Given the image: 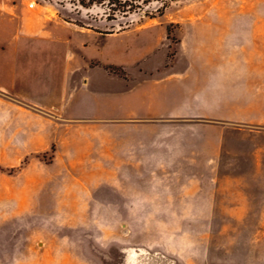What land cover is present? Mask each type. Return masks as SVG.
<instances>
[{
	"label": "rangeland",
	"instance_id": "obj_1",
	"mask_svg": "<svg viewBox=\"0 0 264 264\" xmlns=\"http://www.w3.org/2000/svg\"><path fill=\"white\" fill-rule=\"evenodd\" d=\"M0 264H264V0H0Z\"/></svg>",
	"mask_w": 264,
	"mask_h": 264
},
{
	"label": "crops",
	"instance_id": "obj_2",
	"mask_svg": "<svg viewBox=\"0 0 264 264\" xmlns=\"http://www.w3.org/2000/svg\"><path fill=\"white\" fill-rule=\"evenodd\" d=\"M26 140L27 139H24V140H21V141H23V143L25 144ZM108 155H110V154H108ZM123 192H124V194H123L124 196L123 197H128V195L130 194L129 197L138 198V199H141L142 196L145 194V192H142V194L140 196H135L133 192H131V193H128L126 191H123ZM92 193H93V196H92L93 198H92V200L90 202H92V203H98V206L99 207L100 206L101 207H120L121 205H123L122 203H127L128 202V201H123V200H121V201H110V200H103V199L101 200L100 198H103V197H105V198L108 197L109 198L110 197L108 195V193L107 192H104V191H103V194L102 195H99V197L96 196L94 192H92Z\"/></svg>",
	"mask_w": 264,
	"mask_h": 264
},
{
	"label": "trees",
	"instance_id": "obj_3",
	"mask_svg": "<svg viewBox=\"0 0 264 264\" xmlns=\"http://www.w3.org/2000/svg\"><path fill=\"white\" fill-rule=\"evenodd\" d=\"M81 1H82V0H81ZM101 1H103V0H88L89 3H92V2H101ZM105 68H106L107 70H109V71H112V72L118 73V72L115 70V68H114L113 65H106Z\"/></svg>",
	"mask_w": 264,
	"mask_h": 264
}]
</instances>
